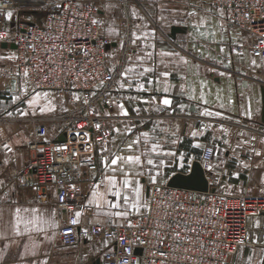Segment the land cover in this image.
Listing matches in <instances>:
<instances>
[{
  "label": "crops",
  "instance_id": "1",
  "mask_svg": "<svg viewBox=\"0 0 264 264\" xmlns=\"http://www.w3.org/2000/svg\"><path fill=\"white\" fill-rule=\"evenodd\" d=\"M114 1L122 5L123 14L129 20L127 31L111 16ZM97 7L102 33L115 40L111 48L115 58L121 60L120 73L131 66L129 57L135 62L137 56L143 57L144 66L154 68L155 73L147 74L145 79L153 81L152 90L144 92H137L134 87L129 89L127 85L121 89L120 83L126 82L120 73L117 76L110 92L111 108L107 111L112 117L109 121L112 135L95 150V182L104 180L106 169L102 161L109 157V151L115 152L118 146L124 149L120 155H134V151L127 150V144L142 132H148L149 148L154 141L161 146L159 155L152 154L154 164L167 177L157 184L166 183L175 173H188L192 162L202 163L204 149L211 147L213 160L204 169L213 188L225 193L264 195V123L261 120L264 59L250 52L248 35L232 28L227 12L212 7L211 0H107ZM173 27L178 28L174 34ZM134 34L140 37L135 44ZM234 45L241 48L235 50ZM147 52L152 53L151 59L145 56ZM15 57V48L0 47V90L10 87L11 92V86L15 89L21 79L14 71ZM138 70L141 69L138 67ZM165 72L169 75H160ZM35 95L26 98L31 113L33 106H29L28 100ZM4 96L0 91L1 113L8 110H1L2 102L10 99L9 95ZM165 96L171 100L167 108L160 103ZM150 99L154 102L144 103ZM16 105L17 102L8 108ZM119 105L124 106L128 116L118 114ZM157 108L163 110L157 111ZM48 114L49 107L45 104V116ZM26 115H21L23 121L34 118L29 112ZM55 124L59 128L56 133L53 130L54 134L50 126L53 124L48 125L49 139L60 136L62 125ZM30 138V131L24 133L16 120L0 123L1 162H10L18 172L16 189L0 192V264H96L108 240L94 238L73 246L61 245L57 239L61 219L53 195L47 203H38L36 188L18 183V175L27 161L12 163L4 158L18 148L27 159ZM161 160L163 165L159 164ZM142 163L143 175L135 179L143 186V200L146 184L152 182L150 177L155 176L159 181L160 176L150 170L153 166L146 165L143 158ZM116 175L119 183L123 177L118 172ZM92 188L93 185L87 192L86 205ZM109 199L114 201L115 197ZM87 207L88 214L80 219L81 223L111 226L126 221L97 215L94 205ZM132 211L135 210L129 214ZM247 226L246 243L237 250L230 264H264V213L249 217Z\"/></svg>",
  "mask_w": 264,
  "mask_h": 264
},
{
  "label": "built area",
  "instance_id": "2",
  "mask_svg": "<svg viewBox=\"0 0 264 264\" xmlns=\"http://www.w3.org/2000/svg\"><path fill=\"white\" fill-rule=\"evenodd\" d=\"M106 1L0 0V43L15 45L16 71L32 88L58 93L64 107L52 116L26 119L29 160L18 183L35 187L38 203H47L53 195L61 245L108 240L99 264H230L246 243L248 218L264 213V195L225 193L210 184L206 192H196L155 183L147 186L142 212L124 223L80 222L88 214L86 189L97 179L95 150L111 135L107 111L121 70V60L111 65L108 51L114 40L102 33L97 19V4ZM211 3L229 11L233 24L247 33L250 52L264 59V0ZM8 7L39 12L41 19L13 25L5 16ZM112 16L122 29H129L118 1ZM2 122L6 118L0 117ZM50 123L62 125L63 141L49 139ZM202 158L204 168L213 160V149L206 147ZM77 210L81 216L73 225Z\"/></svg>",
  "mask_w": 264,
  "mask_h": 264
},
{
  "label": "snow or ice",
  "instance_id": "3",
  "mask_svg": "<svg viewBox=\"0 0 264 264\" xmlns=\"http://www.w3.org/2000/svg\"><path fill=\"white\" fill-rule=\"evenodd\" d=\"M192 14V13H190ZM8 17H11V13L7 14ZM135 15V12H133ZM95 23V21H93ZM135 36V34H134ZM3 38V37H0ZM140 39L139 36H135L133 40V44H135L136 40ZM164 55H172L170 53H164ZM145 56L149 59L152 57L151 52L145 53ZM11 59V57H9ZM186 62V61H185ZM129 63L131 66L126 67L123 72L120 73L125 79V83H120L119 87L124 89L127 85V88H135L137 92L151 91L150 85L152 84L151 79H145L147 74L155 73V69L152 67L144 66V58L137 56L136 61L132 62L131 57H129ZM254 63V62H253ZM138 67L141 70H138ZM28 73L25 72V76ZM161 76H168L169 73H161ZM145 81V82H141ZM159 83V81H157ZM147 85V86H146ZM159 90V89H156ZM165 93L167 89L163 90ZM39 93L33 96L28 100L29 106H34L38 103L40 99ZM46 95V94H45ZM87 102V101H85ZM154 102L152 99L144 101V103H152ZM162 105L166 108L171 106V100L166 96L160 101ZM120 112L119 115L128 116V111L124 108L123 105H119ZM41 111L44 109L41 108ZM157 111H161L163 109L157 108ZM139 112V109H136ZM96 127L99 129L100 125L97 124ZM116 132L119 133V129H115ZM128 130L126 129V133ZM141 137L143 140H141ZM148 132H142L140 137H137L135 140H132L127 144V150L130 152H135L134 155L123 156L119 153L124 149L117 146V150L115 152L109 151V157H106L102 163L105 165V176L103 181L94 182L93 188L91 191V198L87 200V205H94L98 210L97 215H105L109 217L116 218H124L127 219L130 210H136L139 212L141 203H142V194H143V186L140 184L139 180H136L135 177L143 175V163L142 158L146 161V165H150L153 167H157L154 164V160L152 158V154L159 155L160 154V144L157 141H154L151 144V147L148 146ZM113 145L115 146V141H113ZM7 147V146H6ZM59 150V149H57ZM165 155H174L173 153H164ZM160 165H163V161L159 162ZM183 166V165H181ZM109 172L111 173L109 175ZM117 172L123 177L122 181L117 182ZM157 175L160 176V180L157 181L156 177H150L153 183L163 182V180L167 179L162 173L157 172ZM177 179H182L181 177H176ZM189 180L195 179V172L192 173L188 177ZM75 190V185L72 186ZM109 197H115V200L109 199ZM123 209V210H121ZM115 210V211H113ZM19 209H17V213H19ZM81 216V212L79 210L75 211L74 217L71 220L73 225L79 223V217ZM34 223V221H30ZM124 264H127L125 261Z\"/></svg>",
  "mask_w": 264,
  "mask_h": 264
},
{
  "label": "rangeland",
  "instance_id": "4",
  "mask_svg": "<svg viewBox=\"0 0 264 264\" xmlns=\"http://www.w3.org/2000/svg\"><path fill=\"white\" fill-rule=\"evenodd\" d=\"M225 11L227 12L229 25L232 28H234L235 30L241 31L247 35V33L244 30L235 26L233 24V22L229 19V11L228 10H225ZM8 13H11L10 18L7 15ZM5 16L7 17V19H9V21L13 25L19 24L20 21H27V22L31 21V22H37L38 23L41 19V13H39V12L33 13V12H29L28 10H20V11L16 12L15 9H13L12 7L7 8V10L5 11ZM111 16H112V12H111ZM115 22L118 24V22L116 20H115ZM114 42H115V40H114ZM248 42H249V37H248ZM248 42H247V45H248ZM116 55L118 56V54H116ZM108 56H109V60L111 62V65L113 66L115 61L117 60V58H115L116 57L115 54L114 55L112 54L111 48L108 51ZM14 71H16L15 67H14ZM16 75L18 77H20L21 79H19V82L16 85L15 89H14V86L12 85L11 86V90H12L11 92L8 91V89L10 87L5 88L3 90H0V91H2V97L3 98H5L4 95H9L10 96L9 98L11 99V100L8 99L7 102H2L5 105L4 104L1 105V108H2L1 110H4L6 108L8 110L5 112L2 111V113L0 112V114H1L0 117L6 118V122H9L11 120L12 121L16 120L18 126L24 131V133H28L29 132L28 129H30V127L28 126V121L26 119L23 121L21 115H23V117H27L26 113L29 112L30 115H32V117H36L34 115H44L45 116V104H46V106L49 107V114L47 116H52L54 114H57L58 111H60V109L62 107V105H61L62 100H61V97L58 93H56L54 91H45V90L34 89L28 84V82L24 79L23 76H20L18 74L17 71H16ZM23 81L25 82V84H21ZM30 90H31V93H28ZM3 91H5V92H3ZM34 93L35 94H37V93L41 94L42 98H40L38 103L35 106H33V113H31L29 111V109L27 108L26 98L29 97L30 94H34ZM16 102H17L16 107L8 108L9 106H11L13 103H16ZM41 105L44 109L43 111H40ZM16 109H17V111H16ZM52 124L53 125H50L51 126V134H54L53 130L56 133L59 126L55 123H52ZM48 130H50V127ZM111 135H112V133H111ZM111 135H110V137H111ZM110 137L104 143L100 144L99 147L104 145L110 139ZM28 154H29V152L26 151V155H28ZM0 156H1V154H0ZM28 157H27V159H24L20 150L18 148H16V150H14L13 152H8V154H6L4 158H8L10 161H12V163H14V162H20L22 160H23V162L24 161L26 162L29 160ZM21 167L18 168V171H20ZM145 168L148 169V167H145ZM152 169L154 170V172H158L157 170H159V167L150 168V170H152ZM17 173L18 172H16V168L14 165H11L10 162H7V161L5 162L4 160L1 162V157H0V192L3 190L16 189V187H15L16 182L15 181H17V180H15V178H16ZM150 184H155V183L150 182V183H147L146 185L148 186ZM147 186H146V189H147ZM90 187L91 186L87 187L86 193L88 192ZM146 195H147V191H146ZM145 199H146V196L142 200L139 212H137L136 210L132 211L128 215L127 219H130L136 215H139L142 212V210L144 208V204H145ZM127 219H125V220H127ZM6 232H8V231H6ZM99 263H100V261H99Z\"/></svg>",
  "mask_w": 264,
  "mask_h": 264
},
{
  "label": "water",
  "instance_id": "5",
  "mask_svg": "<svg viewBox=\"0 0 264 264\" xmlns=\"http://www.w3.org/2000/svg\"><path fill=\"white\" fill-rule=\"evenodd\" d=\"M176 31H178L177 27H173L171 29L172 34H174ZM11 47L15 48V45L13 43L8 44L7 42H1L0 47ZM263 94V107H262V122L264 123V88L262 90ZM64 140V135H60L56 141L61 142ZM195 172V179L189 180L188 177L192 175V173ZM176 177H181L182 179H177ZM166 185L171 188H180L190 191H196V192H206L208 190L209 181L206 176V171L203 168L202 164L199 161H193L190 167V170L188 173H175L167 180ZM147 191V189H146ZM139 252V250H136ZM96 264H99V261H96Z\"/></svg>",
  "mask_w": 264,
  "mask_h": 264
},
{
  "label": "bare ground",
  "instance_id": "6",
  "mask_svg": "<svg viewBox=\"0 0 264 264\" xmlns=\"http://www.w3.org/2000/svg\"><path fill=\"white\" fill-rule=\"evenodd\" d=\"M16 48V47H15Z\"/></svg>",
  "mask_w": 264,
  "mask_h": 264
}]
</instances>
